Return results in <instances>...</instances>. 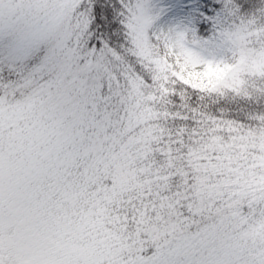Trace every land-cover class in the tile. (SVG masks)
Wrapping results in <instances>:
<instances>
[{
	"label": "snow or ice",
	"instance_id": "1",
	"mask_svg": "<svg viewBox=\"0 0 264 264\" xmlns=\"http://www.w3.org/2000/svg\"><path fill=\"white\" fill-rule=\"evenodd\" d=\"M0 264H264V0H0Z\"/></svg>",
	"mask_w": 264,
	"mask_h": 264
}]
</instances>
